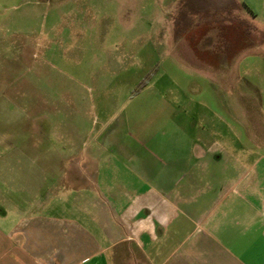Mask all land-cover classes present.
<instances>
[{
    "label": "rangeland",
    "instance_id": "obj_1",
    "mask_svg": "<svg viewBox=\"0 0 264 264\" xmlns=\"http://www.w3.org/2000/svg\"><path fill=\"white\" fill-rule=\"evenodd\" d=\"M0 92L1 156L154 140L264 159V0H0ZM24 161L0 179L5 226L37 200ZM60 191L41 197L63 214Z\"/></svg>",
    "mask_w": 264,
    "mask_h": 264
},
{
    "label": "crops",
    "instance_id": "obj_2",
    "mask_svg": "<svg viewBox=\"0 0 264 264\" xmlns=\"http://www.w3.org/2000/svg\"><path fill=\"white\" fill-rule=\"evenodd\" d=\"M152 141L153 151L140 140H95L88 155L66 144L64 153L0 155L4 181L32 160L37 196L11 206L14 224L1 220L0 264H111L109 253L118 264V252L132 249L146 264H264V159L224 153L211 161L200 141L185 157L182 141L167 143L172 149ZM206 158L222 167L198 169ZM57 185L63 214L41 197Z\"/></svg>",
    "mask_w": 264,
    "mask_h": 264
}]
</instances>
